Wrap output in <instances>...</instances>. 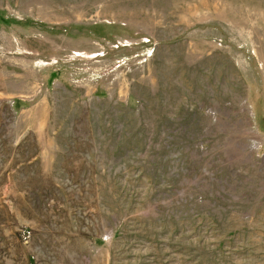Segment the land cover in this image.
<instances>
[{
    "label": "rangeland",
    "instance_id": "374dc122",
    "mask_svg": "<svg viewBox=\"0 0 264 264\" xmlns=\"http://www.w3.org/2000/svg\"><path fill=\"white\" fill-rule=\"evenodd\" d=\"M0 264H264V0H0Z\"/></svg>",
    "mask_w": 264,
    "mask_h": 264
}]
</instances>
